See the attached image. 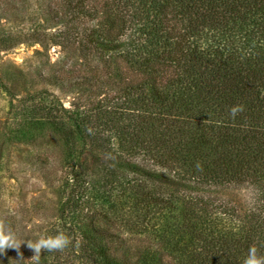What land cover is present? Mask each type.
I'll use <instances>...</instances> for the list:
<instances>
[{"label":"trees","instance_id":"obj_1","mask_svg":"<svg viewBox=\"0 0 264 264\" xmlns=\"http://www.w3.org/2000/svg\"><path fill=\"white\" fill-rule=\"evenodd\" d=\"M1 20L31 26H0V52L62 48L41 79L77 97L67 109L0 82L16 101L9 138L68 147L59 177L51 156L32 163L59 186L56 223L31 238L15 225L22 257L0 264H242L253 244L264 256V0H0ZM58 232L71 244L30 260L27 240Z\"/></svg>","mask_w":264,"mask_h":264},{"label":"rangeland","instance_id":"obj_2","mask_svg":"<svg viewBox=\"0 0 264 264\" xmlns=\"http://www.w3.org/2000/svg\"><path fill=\"white\" fill-rule=\"evenodd\" d=\"M38 23L44 22L38 19ZM24 25L26 26L23 27L22 23L16 20L7 23L0 21V26L6 33L18 34L21 29L26 32L31 25L29 22ZM64 59L65 54L60 46L51 45L48 51H45L37 43L20 44L0 52V82L15 88L16 99L45 89L65 108L70 109L76 100V92H66L59 86L41 79V76L58 74L64 65ZM11 99L0 85V223L12 230L18 225L23 236L31 238L44 234L47 228L56 223L55 212L61 203L57 183H47L35 171L32 163L38 156H51L55 160V170L59 177L68 147L61 138L51 132H45L48 137L41 140L42 147L39 150L30 143L18 144L14 138H9L8 133L17 128V121L13 118V106L16 101L11 103ZM43 213H46L45 216ZM7 220L12 225H7Z\"/></svg>","mask_w":264,"mask_h":264},{"label":"clouds","instance_id":"obj_3","mask_svg":"<svg viewBox=\"0 0 264 264\" xmlns=\"http://www.w3.org/2000/svg\"><path fill=\"white\" fill-rule=\"evenodd\" d=\"M241 111H243V106H232L229 109V115L234 119ZM24 243L25 241L19 240L10 227L0 223V254H6L8 249H15L17 254L22 257L20 247ZM70 244L71 238L63 232H58L56 235L41 236L35 241L27 240V247L34 252L30 260L34 262H38L42 251H64ZM16 261L19 264L20 260ZM242 264H264V256L258 254V248L255 244L249 247Z\"/></svg>","mask_w":264,"mask_h":264}]
</instances>
